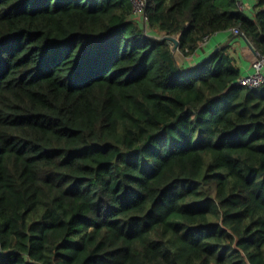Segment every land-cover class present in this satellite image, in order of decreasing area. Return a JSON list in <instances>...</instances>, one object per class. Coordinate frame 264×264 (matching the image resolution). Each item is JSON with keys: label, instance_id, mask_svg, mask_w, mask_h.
I'll use <instances>...</instances> for the list:
<instances>
[{"label": "trees", "instance_id": "1", "mask_svg": "<svg viewBox=\"0 0 264 264\" xmlns=\"http://www.w3.org/2000/svg\"><path fill=\"white\" fill-rule=\"evenodd\" d=\"M145 13L0 0V264H264V84L167 39L238 28L263 53L264 0Z\"/></svg>", "mask_w": 264, "mask_h": 264}, {"label": "crops", "instance_id": "2", "mask_svg": "<svg viewBox=\"0 0 264 264\" xmlns=\"http://www.w3.org/2000/svg\"><path fill=\"white\" fill-rule=\"evenodd\" d=\"M255 0H240L244 3L246 12L250 13L251 6ZM229 46V53L233 56L235 65H237L242 74L252 71V63L256 59L257 52L249 43L232 30L217 32L201 43V46L191 55L184 56L178 49L175 51L180 64L189 67L200 62L205 56L209 55L217 47Z\"/></svg>", "mask_w": 264, "mask_h": 264}, {"label": "built area", "instance_id": "3", "mask_svg": "<svg viewBox=\"0 0 264 264\" xmlns=\"http://www.w3.org/2000/svg\"><path fill=\"white\" fill-rule=\"evenodd\" d=\"M134 6V12L142 16L144 22L148 19L145 8L146 0H132ZM242 9H245V6L240 4ZM145 24V23H144ZM232 32L237 35L243 36V33L240 32L238 28H232ZM257 52V51H256ZM237 84L243 85L248 88H260L264 84V52H257L256 59L252 63V71L247 74H242L237 79Z\"/></svg>", "mask_w": 264, "mask_h": 264}, {"label": "water", "instance_id": "4", "mask_svg": "<svg viewBox=\"0 0 264 264\" xmlns=\"http://www.w3.org/2000/svg\"><path fill=\"white\" fill-rule=\"evenodd\" d=\"M167 39H168V43L173 47V51H176L180 47L179 39L177 37H175V36H169V37H167Z\"/></svg>", "mask_w": 264, "mask_h": 264}, {"label": "rangeland", "instance_id": "5", "mask_svg": "<svg viewBox=\"0 0 264 264\" xmlns=\"http://www.w3.org/2000/svg\"><path fill=\"white\" fill-rule=\"evenodd\" d=\"M242 5L245 6L244 3H242ZM145 27H146V24H145ZM147 30H148V29H147ZM148 32H149V30H148Z\"/></svg>", "mask_w": 264, "mask_h": 264}]
</instances>
